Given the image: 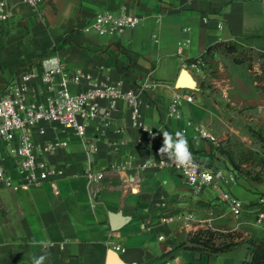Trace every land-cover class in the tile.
Returning <instances> with one entry per match:
<instances>
[{
	"label": "crops",
	"instance_id": "1",
	"mask_svg": "<svg viewBox=\"0 0 264 264\" xmlns=\"http://www.w3.org/2000/svg\"><path fill=\"white\" fill-rule=\"evenodd\" d=\"M12 2L14 16L0 33V92L53 52L69 70L96 74L99 66L109 67L110 77L126 88L150 81L182 87L188 73L197 89L200 80H210V70L202 75L183 67L184 63L206 54L210 69L225 45L264 58V0H41L40 13L18 0ZM123 6L145 17L143 22L113 35L82 31L99 12H117ZM180 42L185 45L178 51ZM217 75L227 76L225 72ZM230 80L233 96L251 95L250 87L245 88L247 81L236 70ZM185 88L195 95V88ZM171 94V89L160 87L143 96L152 105L144 117L154 131L153 143L147 147L137 140L151 136L129 126L122 105L114 118L118 125L124 121L127 132L87 141L93 145L91 154L71 131L47 125L46 135L38 140L55 135L68 140L66 148L46 157L52 164L64 165L65 174L56 189L44 183L25 190L18 187L20 174L9 171L16 187L0 184V264H32L31 257L43 254L39 241L48 244L45 264H105L109 248L129 264H239L240 258L236 261L229 252L209 254L195 249L197 255L179 242L202 228H219L220 217L209 221L206 215L208 204L219 197L217 191L195 190L170 169L137 168L145 160L160 159L165 131L174 138L177 131L182 132L195 160L211 170L218 166L216 141L199 133L214 118L213 110L194 96L191 104L184 105L181 120L167 119ZM121 140L127 143L120 145ZM128 162L131 168L122 170ZM89 168L104 171V177L88 179ZM229 188L238 199L254 201L238 184L230 183ZM162 202L167 211L192 213L195 221L184 227L175 223L146 228L147 221H156ZM114 225H119L115 231Z\"/></svg>",
	"mask_w": 264,
	"mask_h": 264
},
{
	"label": "built area",
	"instance_id": "2",
	"mask_svg": "<svg viewBox=\"0 0 264 264\" xmlns=\"http://www.w3.org/2000/svg\"><path fill=\"white\" fill-rule=\"evenodd\" d=\"M18 1L37 11L41 4V0ZM15 5L12 0H0V33L12 20ZM144 19L145 17L138 16L123 6L117 12H99L81 29L84 32L95 31L100 36L113 35L136 27ZM184 45L180 42L178 51ZM205 55L188 64L184 63L183 67H191L197 73L205 74V71L210 70ZM110 70L105 66H99L96 74L78 69L69 70L61 57L55 54L43 58L37 68L21 72L6 85L0 92V184L8 188L16 187L9 176V171L14 169L21 176L18 184L21 189L27 190L44 183L56 189L57 181L65 174V166L52 164L46 157L66 148L68 140L56 135L52 139L38 140L37 137L46 135L47 125L51 128L60 127L61 132L71 131L76 138L86 143V151L91 154L94 151L93 145L87 141L103 140L112 135L121 136L127 132L124 121L118 125L114 118L122 105L128 114L129 126L151 136L146 141L137 140L139 145L147 147L153 143L154 131L146 125L144 119L145 111L152 106L143 98L146 93L160 87L172 90L167 119L181 120L184 105L194 101V94L185 87L160 81L142 82L136 87L126 88L122 81H115L110 77ZM72 87H76V90ZM228 90L226 88L224 93L226 98ZM199 133L202 137L214 139L204 128ZM126 143V140H121L119 144ZM194 161L198 165L196 169L177 167L161 157L158 160H145L137 168L170 169L181 175L195 190L213 189L218 192L229 212L239 216L243 203L230 191L221 188L222 172L211 170L195 159ZM128 168H131L129 162L122 170ZM104 174V171L95 173L89 168L85 176L88 179H102ZM159 208L162 211L160 210L156 221H147L146 228L151 230L175 223L184 227L195 221L192 213L167 211L163 202L159 204ZM257 210L258 223L262 225L263 198L260 199Z\"/></svg>",
	"mask_w": 264,
	"mask_h": 264
},
{
	"label": "rangeland",
	"instance_id": "3",
	"mask_svg": "<svg viewBox=\"0 0 264 264\" xmlns=\"http://www.w3.org/2000/svg\"><path fill=\"white\" fill-rule=\"evenodd\" d=\"M41 5L42 2L38 13ZM51 54L56 53L44 58ZM219 58L211 63L210 80H200L194 95L196 100L210 106L214 113V118L204 127L217 144L218 166L212 170L222 172V189L231 192L230 183L238 184L253 195L254 201L240 199L243 210L235 216L221 198H215L208 204L206 215L209 221L220 217L219 228L213 225L202 228L184 236L179 242L184 250L194 251L197 255L199 252L190 248L209 252L213 248L227 247L228 251L224 253L229 252L236 261L240 258L239 264H246L252 259L251 252L255 246L264 241V223H258L257 210L260 199H264V58L248 51L229 52L225 48L219 50ZM232 70L247 81L245 88L248 91L250 87L252 91L248 98L232 95ZM220 71L227 76L220 78L217 75ZM226 88H229L227 98L224 97ZM259 264H264V260Z\"/></svg>",
	"mask_w": 264,
	"mask_h": 264
},
{
	"label": "clouds",
	"instance_id": "4",
	"mask_svg": "<svg viewBox=\"0 0 264 264\" xmlns=\"http://www.w3.org/2000/svg\"><path fill=\"white\" fill-rule=\"evenodd\" d=\"M162 134L163 144L158 150V154L162 160L166 159L171 161L177 167H182L185 169H196L198 167L189 149L188 140L182 132L177 131L175 133V138L171 133L166 131ZM38 243L43 249V254L31 257V261L32 264H45V261L48 258V244L45 241H39Z\"/></svg>",
	"mask_w": 264,
	"mask_h": 264
},
{
	"label": "trees",
	"instance_id": "5",
	"mask_svg": "<svg viewBox=\"0 0 264 264\" xmlns=\"http://www.w3.org/2000/svg\"><path fill=\"white\" fill-rule=\"evenodd\" d=\"M225 49L229 52L236 51V48L233 45H225ZM193 61H195V59H190L188 63ZM263 154H264V150H263ZM193 249L200 250L197 248H193ZM227 251H228L227 247H221V248L218 247V248L210 249V251L209 252L207 251V253L214 254V253H224ZM251 254H252V259L250 261H247L246 264H259L260 261L264 260V241L256 245L255 248L252 250Z\"/></svg>",
	"mask_w": 264,
	"mask_h": 264
},
{
	"label": "water",
	"instance_id": "6",
	"mask_svg": "<svg viewBox=\"0 0 264 264\" xmlns=\"http://www.w3.org/2000/svg\"><path fill=\"white\" fill-rule=\"evenodd\" d=\"M118 226L119 225H114L112 227V230L113 231L117 230L119 228ZM105 264H129V263L125 262L121 257V255L116 250L109 248L106 252Z\"/></svg>",
	"mask_w": 264,
	"mask_h": 264
},
{
	"label": "bare ground",
	"instance_id": "7",
	"mask_svg": "<svg viewBox=\"0 0 264 264\" xmlns=\"http://www.w3.org/2000/svg\"><path fill=\"white\" fill-rule=\"evenodd\" d=\"M184 76L188 78L186 84H184L182 87H187L190 89H194L196 87L195 79L188 75V73H184ZM196 89V88H195Z\"/></svg>",
	"mask_w": 264,
	"mask_h": 264
}]
</instances>
